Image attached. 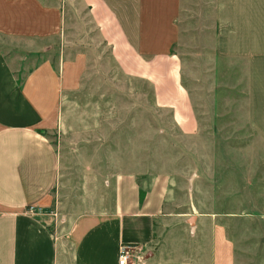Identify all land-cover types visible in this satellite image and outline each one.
<instances>
[{"label": "crops", "instance_id": "0c3cea01", "mask_svg": "<svg viewBox=\"0 0 264 264\" xmlns=\"http://www.w3.org/2000/svg\"><path fill=\"white\" fill-rule=\"evenodd\" d=\"M81 1L120 71L151 87L154 107L181 134L203 135L199 106L228 87L244 93L243 115L264 141V0H132L133 28L111 0ZM49 6L57 29L58 3L0 0V36L42 53ZM20 59L0 50V264H119L121 243L147 254L143 264H238L223 214L182 206L168 168L121 159L102 217L82 205L63 217L49 208L62 164L46 128L63 80L51 59ZM219 72L231 79L219 82Z\"/></svg>", "mask_w": 264, "mask_h": 264}, {"label": "rangeland", "instance_id": "374dc122", "mask_svg": "<svg viewBox=\"0 0 264 264\" xmlns=\"http://www.w3.org/2000/svg\"><path fill=\"white\" fill-rule=\"evenodd\" d=\"M47 2L58 3L63 20L56 29L49 6L43 52L29 54L35 45L4 35L0 50L29 65L51 59L62 76L61 97L46 128L62 164L49 208L63 217L82 205L80 212L102 217L110 212L121 159L137 160L145 169L168 168L182 206L189 202L193 213L223 214L238 264H264V141L243 115L244 93L219 87L207 109L199 106L207 111L204 134L185 136L167 111L154 107L151 87L120 71L81 0ZM111 2L133 28L135 1ZM228 78L219 72V82Z\"/></svg>", "mask_w": 264, "mask_h": 264}, {"label": "built area", "instance_id": "2783aa9c", "mask_svg": "<svg viewBox=\"0 0 264 264\" xmlns=\"http://www.w3.org/2000/svg\"><path fill=\"white\" fill-rule=\"evenodd\" d=\"M33 211V209H31ZM137 247L121 243L119 245V264H143L147 254H140L136 251ZM134 258L138 260L134 262Z\"/></svg>", "mask_w": 264, "mask_h": 264}]
</instances>
